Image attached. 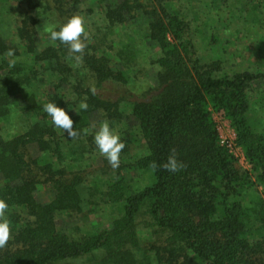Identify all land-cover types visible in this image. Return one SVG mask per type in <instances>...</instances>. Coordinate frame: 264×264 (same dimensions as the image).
<instances>
[{
    "label": "trees",
    "instance_id": "16d2710c",
    "mask_svg": "<svg viewBox=\"0 0 264 264\" xmlns=\"http://www.w3.org/2000/svg\"><path fill=\"white\" fill-rule=\"evenodd\" d=\"M174 1L0 0V199L9 205L12 234L0 249V264H264V132L246 116L247 89L264 72L229 73L218 61L202 62ZM11 2L18 17L8 30L2 16ZM206 4L250 24L264 10V0ZM43 9L51 14L49 24H40ZM74 13L92 34L79 67L49 36ZM140 38L156 51L145 64L139 63ZM85 96L87 110L79 107ZM46 102L72 117L80 132L75 141L86 135L93 113L112 125L133 120L145 152L123 160L103 181L101 194L118 205L110 222L69 229L58 224V214L80 209L81 178L66 177L63 146L72 138L54 127L43 111ZM217 111L234 130L244 170L220 142ZM173 147L185 169L149 167L166 162ZM33 166L50 182L48 200L38 198L41 180ZM125 168L147 173L149 182L130 192ZM256 185L260 190L244 205L242 192ZM140 214L163 235L157 244L142 246Z\"/></svg>",
    "mask_w": 264,
    "mask_h": 264
},
{
    "label": "rangeland",
    "instance_id": "374dc122",
    "mask_svg": "<svg viewBox=\"0 0 264 264\" xmlns=\"http://www.w3.org/2000/svg\"><path fill=\"white\" fill-rule=\"evenodd\" d=\"M50 1L53 3L52 0ZM12 4L14 2L8 3L2 16L3 25L8 30L13 27L15 19L18 17L17 9L10 8ZM54 5L56 6L55 3ZM83 5L85 8L92 4L90 2L86 6ZM43 6L45 5L40 4L41 9ZM173 6L177 7L180 14L188 21V36L194 43L196 53L202 62L218 61L221 70L229 73L241 70L264 72V10L260 14L259 22L250 24L247 19L243 20L235 16L230 19V14L226 18L224 12L208 7L206 0H175ZM42 11L40 24H49V20H47L51 16L49 10L43 9ZM240 17H244V14H241ZM44 31V28H40V34ZM118 35L121 37V32ZM137 48L139 49V63L145 64L148 57L156 54L148 40L145 41L140 38ZM38 91L41 90L38 89ZM247 93L250 100L247 119L255 131L264 132V78L252 81ZM213 117L216 119L222 135L231 136L233 128L223 113L221 111L213 112ZM104 120L106 119H103L100 114L93 113L91 115L92 123L87 128L86 135L80 138L81 141L70 139L63 146V151L66 153L65 161L69 163V171H67L66 177L78 175L81 178L78 183L81 197L80 209L61 213L57 216L58 224L67 229L76 225L84 228H88L91 224L102 225L117 216L118 205L107 201L106 196L104 198L101 194L104 190L103 181L115 169L111 168L107 159L100 155L94 143V135ZM125 121L124 125L117 121L112 125L108 121L110 127L119 134L121 140L128 147L127 152L120 154V165L123 160L131 161L145 152L143 139L135 125L132 124L134 123L133 120L128 118ZM28 151L32 154L37 153V149L31 146ZM241 152L242 149L240 148L237 155L233 154L232 156L235 165L240 170H244L248 164L244 158H241ZM71 156L77 158H71ZM33 169L41 180L37 188L38 198L42 201L50 199L52 194L49 189V180H45V176L38 173L36 167L33 166ZM123 172L127 178L130 192L139 190L149 182L147 173L141 174L132 168H125ZM259 190L258 185L255 186V190L252 188L244 190L241 195L243 204L251 205L249 199ZM137 228L143 247H148L153 243L157 244L163 238V235L152 226L151 220L146 214L138 216ZM138 255H140V251H138Z\"/></svg>",
    "mask_w": 264,
    "mask_h": 264
},
{
    "label": "clouds",
    "instance_id": "9594fccd",
    "mask_svg": "<svg viewBox=\"0 0 264 264\" xmlns=\"http://www.w3.org/2000/svg\"><path fill=\"white\" fill-rule=\"evenodd\" d=\"M83 8L84 5H81ZM52 41H59L67 47V59L74 62V66L79 67L84 63L85 50L92 34L86 30L85 19L79 13H74L66 22L59 25L58 30L52 29L49 32ZM8 55H12L9 50ZM11 63V62H10ZM92 95L97 94L94 84L89 86ZM87 96L81 101L79 107L87 110L89 105L86 102ZM43 111L51 117L52 124L63 131L72 139L80 137V132L74 127V121L65 108L57 105L56 102H46L43 104ZM76 111V110H75ZM86 134V132H85ZM94 143L97 146L100 155L107 159L111 168L117 169L120 165V154L126 147V143L121 140L111 127L107 120L100 123L98 131L94 135ZM186 164L178 159L177 150L173 147L169 151L166 162L158 165L155 161L151 162L149 167L157 169L162 167L164 170L175 173L186 168ZM9 205L4 199H0V249L7 247L12 237L11 226L6 212Z\"/></svg>",
    "mask_w": 264,
    "mask_h": 264
},
{
    "label": "built area",
    "instance_id": "2783aa9c",
    "mask_svg": "<svg viewBox=\"0 0 264 264\" xmlns=\"http://www.w3.org/2000/svg\"><path fill=\"white\" fill-rule=\"evenodd\" d=\"M219 129V127H218ZM219 137H220V142L224 143L228 150L232 153L237 155L238 150L240 149V147L238 145H236L235 141H234V137H235V133L232 130V135L231 136H223L222 133L219 130ZM241 158H244L243 152H241Z\"/></svg>",
    "mask_w": 264,
    "mask_h": 264
}]
</instances>
